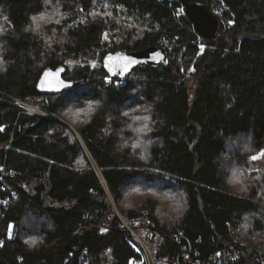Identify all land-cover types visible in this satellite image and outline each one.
Masks as SVG:
<instances>
[{"label": "trees", "instance_id": "16d2710c", "mask_svg": "<svg viewBox=\"0 0 264 264\" xmlns=\"http://www.w3.org/2000/svg\"><path fill=\"white\" fill-rule=\"evenodd\" d=\"M191 1L219 18L214 39L177 0H0V264H141L120 215L168 254L187 239L205 260L229 247L228 227L264 242L258 191L231 192L221 170L240 137L264 153V0ZM151 46L166 67L102 68ZM60 67L74 86L40 92Z\"/></svg>", "mask_w": 264, "mask_h": 264}, {"label": "built area", "instance_id": "2783aa9c", "mask_svg": "<svg viewBox=\"0 0 264 264\" xmlns=\"http://www.w3.org/2000/svg\"><path fill=\"white\" fill-rule=\"evenodd\" d=\"M17 102L26 105V102ZM119 217L129 231L135 249L141 253V264H237L241 261H245V264H264V242L245 235L240 227H228L227 232L231 239L229 247L210 254L204 260L200 259L198 249L187 239L176 254L164 253L165 238L161 233L150 227L133 229L125 217ZM180 239H185L182 232L178 235L177 243H180Z\"/></svg>", "mask_w": 264, "mask_h": 264}, {"label": "water", "instance_id": "95a60500", "mask_svg": "<svg viewBox=\"0 0 264 264\" xmlns=\"http://www.w3.org/2000/svg\"><path fill=\"white\" fill-rule=\"evenodd\" d=\"M184 8L185 15L197 34L204 40L216 37L219 18L206 5L191 0H177ZM169 58L164 47L151 46L143 50L128 52L118 50L107 54L102 60V68L112 79H125L139 66L166 67ZM65 68L45 71L39 82L38 90L43 93L60 94L71 89L74 83L64 79Z\"/></svg>", "mask_w": 264, "mask_h": 264}, {"label": "rangeland", "instance_id": "374dc122", "mask_svg": "<svg viewBox=\"0 0 264 264\" xmlns=\"http://www.w3.org/2000/svg\"><path fill=\"white\" fill-rule=\"evenodd\" d=\"M49 22L50 21H48L46 18H41L36 20L35 24L39 28V26L45 24H47L46 26H51L52 23ZM90 64L92 65V67L99 66L96 60L91 61ZM69 66L72 68L74 66V63H70ZM25 104L26 105H23L22 103L19 104L16 101L14 105L19 108L21 113H29V115L45 114L44 112H42L39 105H34L27 102ZM57 120L66 124L69 128L73 130V127L67 124L64 120L62 119H57ZM226 148L227 149L225 155L222 158L223 161L221 162L222 163L221 170L223 171V173H225L227 177V184L229 185L231 192L245 195L251 189H256L258 191L259 198L264 202V160L262 158L252 160V157L254 156L259 157L260 154L251 155L246 153L248 152L249 147H248V140L245 137H240L236 145H234L231 142L228 143ZM235 153H240L241 156H244V159H242V157L240 156L241 159L243 160V164L238 165L234 161L233 155ZM139 192L146 197L151 195L150 194L151 192L149 191H139ZM160 205L162 207L161 202ZM132 264H139V262H134Z\"/></svg>", "mask_w": 264, "mask_h": 264}, {"label": "snow or ice", "instance_id": "6c2138e0", "mask_svg": "<svg viewBox=\"0 0 264 264\" xmlns=\"http://www.w3.org/2000/svg\"><path fill=\"white\" fill-rule=\"evenodd\" d=\"M36 19H37L36 17L33 18L34 21H35ZM258 158H264V153H261L259 157H256V156L252 157V160H256V159H258Z\"/></svg>", "mask_w": 264, "mask_h": 264}]
</instances>
